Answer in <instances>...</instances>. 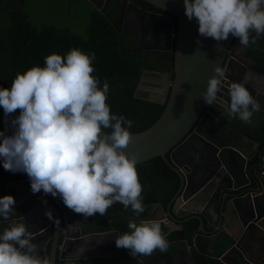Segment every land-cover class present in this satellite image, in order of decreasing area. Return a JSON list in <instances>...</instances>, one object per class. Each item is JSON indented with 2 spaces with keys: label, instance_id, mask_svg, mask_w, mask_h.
Returning a JSON list of instances; mask_svg holds the SVG:
<instances>
[{
  "label": "clouds",
  "instance_id": "clouds-1",
  "mask_svg": "<svg viewBox=\"0 0 264 264\" xmlns=\"http://www.w3.org/2000/svg\"><path fill=\"white\" fill-rule=\"evenodd\" d=\"M185 15L198 21V32L217 42L229 34L245 47L255 45L264 36V0H184ZM255 33L254 36L250 34ZM95 55L78 48L66 57L50 54L45 66H33L17 74L10 90L0 88V107L5 116L20 110L11 121V136L0 132V158L6 171H22L31 182L33 194L59 196L72 211L85 218L107 213L119 202L139 216L144 212L143 186L137 172V156L123 149L132 141L129 129L133 121L111 113L107 101L109 84L92 75ZM208 80L202 97L206 104H216L221 91L220 66ZM230 103L223 116L251 124L260 104L241 82L229 89ZM125 125L127 127H125ZM112 129L105 134L103 129ZM15 199L0 197V217L8 227L0 233V264H52L38 255V244L24 220L12 219ZM50 219V211L46 213ZM130 231L118 235L117 248L127 249L133 258L151 257L169 245L158 221L130 220ZM18 245V247H17ZM143 264V262H141Z\"/></svg>",
  "mask_w": 264,
  "mask_h": 264
},
{
  "label": "water",
  "instance_id": "water-1",
  "mask_svg": "<svg viewBox=\"0 0 264 264\" xmlns=\"http://www.w3.org/2000/svg\"><path fill=\"white\" fill-rule=\"evenodd\" d=\"M108 1L117 3L119 17L123 16L125 8H130L138 14L141 22L144 19L151 20L158 27L157 31L161 39L165 41L164 47H160L159 50H173V78L167 79L162 99L145 97L164 104V109L150 126L131 132L132 141L123 151L129 157L136 155L137 163L160 156L167 166L178 174L180 187L168 204L166 215L174 224L176 221L173 217L174 209L181 200L180 207L187 210L189 215L179 221L198 219L197 233L193 236L192 243L188 244L187 240L178 241L183 248L188 249L189 254V249L194 247L202 254L219 258L226 264H233L232 257L229 256L231 253L237 257L239 264H264V151L258 152L262 144L264 125V65L258 67V65L241 63L243 72L236 71L231 66V60H235V56L230 51L235 48L239 38L229 34L226 41L217 42L213 38L201 36L198 32L197 19L193 17L189 20L185 15L184 0H144L163 12L145 9L132 0H103L102 6L98 9L104 11ZM117 28L119 29L118 26ZM132 37V49H139L134 44L139 40L140 32L136 37L132 34ZM216 66L224 70L226 80L220 85L221 91L218 93L216 104L208 105L202 94L206 91L209 78L216 75L214 72ZM234 82L243 83L260 104L261 110L253 114L251 124H245L238 119L228 120L227 116L222 115L225 105L230 103L229 89ZM19 115L20 110L17 109L6 117L4 109L0 107V132L11 136L15 131L11 121ZM104 133L110 132L104 131ZM170 149V159H168L166 152ZM179 155H184L185 162L181 163L177 159ZM257 155V161L250 167L249 162ZM22 173V178L7 183L16 190L13 207L32 195L33 199L37 198L41 202L32 210L33 213L40 211L46 214L50 211L57 218L49 244V259L52 264H56L60 218L61 212L65 209L60 206L59 198L50 196L56 199L58 204L56 205L43 190L33 194L29 177L26 173ZM241 188H244V192L248 191L246 195L250 196V193L253 195V198L250 197L252 202L249 212L244 217L240 216L243 232L239 238L234 239L233 244L224 253H216L212 251V243L218 232L208 234L204 221V217L207 218L205 208L214 205L213 209L216 210L219 202L223 205ZM171 202H173L172 209H170ZM154 209H159L162 217H155ZM154 209L141 220L163 222L167 218L161 203L155 204ZM26 214L18 218L29 217L31 212ZM74 229V238H76L77 226ZM106 233L113 234L115 240L119 235L111 224L110 229L102 234ZM202 238L207 241L204 250L199 249V240ZM179 252L178 245L177 253L163 252V255L168 260H172ZM119 253L120 248L115 247V252L105 255H119ZM43 254L45 256L44 250ZM96 255L104 254H79L71 257L61 255L60 258ZM137 257L144 264H162L149 263L148 258ZM191 261H193L192 257L186 263Z\"/></svg>",
  "mask_w": 264,
  "mask_h": 264
},
{
  "label": "trees",
  "instance_id": "trees-1",
  "mask_svg": "<svg viewBox=\"0 0 264 264\" xmlns=\"http://www.w3.org/2000/svg\"><path fill=\"white\" fill-rule=\"evenodd\" d=\"M145 9L163 12L144 0H133ZM18 6L10 14V26L0 29V86L10 90L11 84L17 74H23L33 66H45V58L50 54H60L66 57L67 53L78 48L85 53L95 55L92 61L94 72L92 75L98 79L99 87H103L105 81L109 84L107 103L111 113L123 115L133 121L131 132L143 130L156 121L164 109V104L139 96L136 91L145 70L167 72L169 78H173V50L170 52H153L140 49H132L130 42L117 28L115 17L117 9L109 11L104 6V11L92 8L89 12L87 36L82 37L67 29H58L53 26H41L39 28L30 24L27 15L20 10V4L24 0H16ZM103 0H99L102 6ZM112 2V1H111ZM135 35V34H134ZM252 35H250L251 38ZM133 39V37H132ZM132 43V42H131ZM244 54L254 61L264 65V36L259 37L255 45L244 46ZM125 127H127L125 125ZM111 132L112 129H103ZM264 151V130L262 144L258 149ZM171 149L166 152L170 159ZM257 152V153H258ZM181 154V153H180ZM177 159L183 163L186 158L179 155ZM258 155L250 162V167L257 161ZM139 180L143 186L144 212L137 216L129 206L127 210L119 202L114 203L107 212L111 225L120 235L130 231L127 227L130 220L137 223L149 215L155 204L161 203L164 210L177 193L180 187L178 174L167 166L160 156L153 157L136 164ZM23 177L21 171L11 172L3 168V159L0 158V188L4 183ZM13 193V192H12ZM11 193V194H12ZM0 194H4L0 190ZM13 196V194H12ZM173 202L170 204L172 208ZM28 206L15 208L12 216L23 215ZM161 223L162 232L168 241V249L175 250L171 242L175 240H187L191 242L197 233L198 219L190 218L177 222L178 228L168 231L167 226ZM105 227L110 224L105 220ZM214 222L209 228V233L218 232V236L212 243V251L224 253L234 242V239L221 229V225ZM103 224L94 229H102ZM102 225V227H101ZM194 261L190 264H226L219 258L211 257L192 250ZM141 260L130 255L129 250L120 248L119 255L80 257L69 260H59L57 264H141ZM144 264V263H143Z\"/></svg>",
  "mask_w": 264,
  "mask_h": 264
},
{
  "label": "flooded vegetation",
  "instance_id": "flooded-vegetation-1",
  "mask_svg": "<svg viewBox=\"0 0 264 264\" xmlns=\"http://www.w3.org/2000/svg\"><path fill=\"white\" fill-rule=\"evenodd\" d=\"M133 1V0H132ZM111 1H108L106 3V6L108 3ZM134 2V1H133ZM135 3V2H134ZM137 4V3H136ZM141 6V5H140ZM158 12V11H155ZM138 14L135 13L134 10L125 8L123 12V16L119 17V8L117 15L115 17V24L119 27L120 31L122 29L125 30H131L134 31L135 37L138 35V32L141 33L140 30V19L137 16ZM147 31V30H145ZM250 35L254 36L255 33H251ZM143 35L137 40L134 44V46H148V45H153L155 42L152 40V42H149V40H144L142 39ZM146 37V35H145ZM263 37V36H261ZM147 38V37H146ZM157 43V42H156ZM234 43V42H233ZM239 43V42H238ZM237 43V44H238ZM234 45V44H233ZM235 47V46H234ZM233 55V54H232ZM229 56V55H228ZM254 61V60H253ZM245 63L243 60L238 59L235 57V60H231V66L236 69L238 72H243L241 70L242 64ZM248 64V63H247ZM253 65H260L263 66V64L258 63L254 61ZM263 125V124H262ZM263 130H264V125H263ZM263 133V131H262ZM25 187H28L27 185H24ZM28 189V188H27ZM12 192H13V197L14 199L16 198V190L12 187ZM25 190V189H24ZM245 194L248 193V191L244 192ZM53 197L51 194H49V198L56 204V199H52ZM249 196V195H248ZM56 198H59V204L60 206H63L65 211L61 212V218H60V232L58 235V240H57V249H56V264L59 260H69V259H61L60 256L64 255L65 257H71L79 254H104V255H96V256H107L105 254H110L115 252V238L113 234L105 233L110 229L109 227H105L106 225L103 224V220H105L107 223L111 224V220L109 218L108 212L101 216L99 213L94 214L93 216L85 218L82 214L75 213L71 209H69L62 201V199L59 196H56ZM41 202L35 198L33 199V196L31 195L30 197H26L24 200H22L20 203H18L15 208H20L21 206H29V208L26 210L25 213H30L29 217L22 218L21 220H24L25 223L28 225L29 230L31 231L33 235V240L32 243L38 244L39 250H38V255L40 257H44L43 250L45 251V256L49 258V251H50V241L53 236V232L55 229L56 221L57 218L52 214V219H50L45 213L43 212H32V210L36 207L39 206ZM121 204V203H120ZM172 209V208H170ZM155 210V209H154ZM28 211V212H27ZM24 213V214H25ZM23 214V215H24ZM26 214V215H27ZM21 215V216H23ZM165 215H166V210H165ZM189 215H178L177 213H173V217L176 219L174 221V224L177 225V222L179 220L186 218ZM166 217L173 222V220L166 215ZM103 224L102 229H94L97 225ZM7 223V227H8ZM77 226L78 229V237L74 238L75 236V229L74 227ZM3 232V230H2ZM0 232V233H2ZM67 233V234H66ZM95 233H101V235H95ZM66 234V236H65ZM211 234V233H209ZM182 240V239H179ZM179 240H175L171 242L173 246L175 247L174 251H171L167 249L166 252H171V253H177L178 250V245L180 248V252L173 258L172 260H168L163 253L160 252L159 249H157L151 257H143V258H148V262H159L162 264H190L194 261L193 257V252L192 250H196V248L192 247L189 249L190 254L188 253L187 248H183L182 245L179 244ZM206 240L203 238L199 240V249L204 250L205 245H206ZM178 245H177V244ZM192 241L188 244H191ZM18 246V245H17ZM198 253H201L197 251ZM202 254V253H201ZM231 256V255H229ZM90 257V256H86ZM191 257L193 258V261L186 263V261H190ZM232 257V256H231ZM235 257V256H234ZM80 258V257H79ZM235 260L237 261L238 259ZM74 259V258H70ZM156 259H159L157 261ZM238 262V261H237Z\"/></svg>",
  "mask_w": 264,
  "mask_h": 264
},
{
  "label": "rangeland",
  "instance_id": "rangeland-1",
  "mask_svg": "<svg viewBox=\"0 0 264 264\" xmlns=\"http://www.w3.org/2000/svg\"><path fill=\"white\" fill-rule=\"evenodd\" d=\"M98 5L101 6L99 0H24L19 9L27 15L30 24L36 28L44 25L53 26L86 37L89 12L92 8H98ZM17 6L16 0H0V29L10 26V14L14 10L9 8L15 9ZM107 8L109 11L116 9L118 11L116 2H110ZM144 75L150 77V80L147 82L143 80ZM160 78L161 76L157 74L144 73L136 93L142 97L160 99L164 86L161 81H155ZM167 79L168 77L166 80L165 78L160 80L167 81ZM146 86L154 89H145Z\"/></svg>",
  "mask_w": 264,
  "mask_h": 264
},
{
  "label": "crops",
  "instance_id": "crops-1",
  "mask_svg": "<svg viewBox=\"0 0 264 264\" xmlns=\"http://www.w3.org/2000/svg\"><path fill=\"white\" fill-rule=\"evenodd\" d=\"M155 23H157V22H155ZM157 28L158 27H156L153 24V22L149 19H144L142 22L140 21V30H141L140 37L143 35L142 39L147 40V41L149 40V42H152V40H153L155 42V44L153 43V45L138 46L140 50L153 51V52H170V51H160L159 50L160 47H164L165 41H164V39H161L160 33L157 31ZM145 30H147V31H145ZM131 32H134V31L122 29V34L125 35L126 41L130 42V45L132 44L131 43L132 42ZM145 35L147 38L145 37ZM230 53L233 54L238 59H241L244 62L248 63L249 65H253V63H254L253 59H251L250 57H248L244 54V46L240 45L239 43L235 46V48L231 49ZM144 73L145 74L146 73L147 74L153 73V74L160 75L161 76L160 79L165 78V80H166V77H168V79H169V74L167 72H157V71L145 70ZM144 77H145V75H144ZM160 79H155V81L156 82L161 81L163 83V86H164L163 90H165L167 81L160 80ZM143 80H145L147 82L148 80H150V77H145ZM144 88L145 89H154V88H151L148 86H146ZM163 95H164V92H163L160 99H162ZM146 98H149V97H146ZM160 99H155V100H160ZM7 183H4L2 188H0V190H2L4 193V194H0V197L13 194L12 190H11L12 186L7 185ZM243 189L244 188H241L237 191V193L235 192L236 194L233 195V197L229 198L227 201H225V203L223 205L219 202L216 210L213 209L214 205H211V206H208L205 208L207 218L204 217V221H205V228L207 230L212 225L211 222L215 219L214 222H218L217 225L219 226V224H220L221 229L223 231H225L227 234H229L233 239H237L241 236L244 227H243L242 222L240 220V216L244 217L249 212L250 202H252L251 198H253L252 197L253 195L251 193H250V196H247L249 194L246 195L244 193ZM180 203H182L181 200H179L178 205H176L174 212L177 213L178 215H183V216L187 215L188 211L182 209L180 207ZM153 215L155 217H162V213L160 212L159 209H155L153 212ZM18 217L19 216H12V219L21 220ZM214 222H213V224H214ZM163 223L167 226L168 231H169V228H171V230H174V229L179 227L178 225L173 224L168 218H166L163 221ZM5 227H7V222L4 221L2 219V217H0V232H2V230ZM230 255L232 256L231 262L233 264H239L234 259L235 258L234 253H231Z\"/></svg>",
  "mask_w": 264,
  "mask_h": 264
},
{
  "label": "built area",
  "instance_id": "built-area-1",
  "mask_svg": "<svg viewBox=\"0 0 264 264\" xmlns=\"http://www.w3.org/2000/svg\"><path fill=\"white\" fill-rule=\"evenodd\" d=\"M220 79H221V84H220V85H222V82H223L224 80H226L225 75H224L223 77H221Z\"/></svg>",
  "mask_w": 264,
  "mask_h": 264
}]
</instances>
